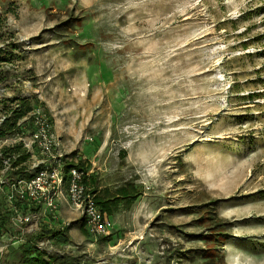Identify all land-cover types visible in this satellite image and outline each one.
Returning <instances> with one entry per match:
<instances>
[{"label":"rangeland","instance_id":"rangeland-1","mask_svg":"<svg viewBox=\"0 0 264 264\" xmlns=\"http://www.w3.org/2000/svg\"><path fill=\"white\" fill-rule=\"evenodd\" d=\"M20 99L89 191L136 197L106 236L44 217L39 247L0 196V264L34 247L53 264H264V0H0V111Z\"/></svg>","mask_w":264,"mask_h":264},{"label":"built area","instance_id":"built-area-1","mask_svg":"<svg viewBox=\"0 0 264 264\" xmlns=\"http://www.w3.org/2000/svg\"><path fill=\"white\" fill-rule=\"evenodd\" d=\"M9 115L0 111V125ZM67 154L53 133L50 117L38 105L16 120L12 132L0 135V196L7 205L10 225L35 234L47 217L56 226L63 204L80 214L88 232L110 233L107 213L84 183L87 170L68 162ZM35 246H51L50 239L41 238Z\"/></svg>","mask_w":264,"mask_h":264},{"label":"trees","instance_id":"trees-1","mask_svg":"<svg viewBox=\"0 0 264 264\" xmlns=\"http://www.w3.org/2000/svg\"><path fill=\"white\" fill-rule=\"evenodd\" d=\"M29 108H30L29 102L25 99H20L18 101V106L14 108H10L11 109L10 115L0 125V135L12 132L13 129L15 128L16 120L19 117H21ZM78 166L83 167V163L79 162ZM89 179L91 182H93L92 178ZM133 190L134 189L132 187L120 186L116 188V194L111 198H108L104 195H98V196L96 195L95 201L102 210L110 214L112 210L117 206L120 199H124L127 202L128 201L130 202L131 200L135 199L136 193H134L135 191ZM80 220L83 222L82 219ZM80 229L85 231L81 223H80ZM57 231H61V230H57ZM48 232H51L52 234L54 233L52 229L50 230L48 228H40V230L37 232L36 235L37 237L42 238L44 235L48 234ZM33 245L35 246V244ZM27 253L28 256L25 258V264H53L52 258H50L49 256L45 257L44 252L40 251L38 247L28 249Z\"/></svg>","mask_w":264,"mask_h":264},{"label":"crops","instance_id":"crops-1","mask_svg":"<svg viewBox=\"0 0 264 264\" xmlns=\"http://www.w3.org/2000/svg\"><path fill=\"white\" fill-rule=\"evenodd\" d=\"M57 138H58V141H59V143H60V147L63 149V151L64 152H66V153H69L70 151H72V150H75L76 148H71V149H66V148H68L67 147V144H65V143H63V139L61 138V136H57ZM66 146H65V145ZM72 156H76L77 157V159L79 160V161H81L82 159H84L85 157L83 156V155H80L79 154V152H76L75 154H73ZM85 169L87 170V168L85 167ZM87 172H88V170H87ZM90 177H89V172H88V174L85 176V178H84V182H85V185L88 187L89 186V183H88V181H90V179H89ZM90 192L94 195V197L96 196V193L95 192H93V191H91V189H90ZM119 203V202H118ZM118 205V204H117ZM117 207V206H116ZM60 212H62L63 213V215H69L70 214V212L71 211H69V209H67V207L65 206V205H63V204H61L60 205V209H59V213ZM110 214H112V212L110 213ZM110 214H108L107 213V215L109 216ZM45 218H47V217H45ZM48 221V220H47ZM46 220H45V222L46 223H48ZM80 223L82 224V221L80 220ZM83 225V224H82ZM84 228L83 229H85V226H83ZM112 227H113V225H112ZM46 228H48V227H46ZM48 229H52V228H48ZM112 229V228H111ZM110 234V233H109ZM108 234V235H109ZM106 236V235H105Z\"/></svg>","mask_w":264,"mask_h":264}]
</instances>
